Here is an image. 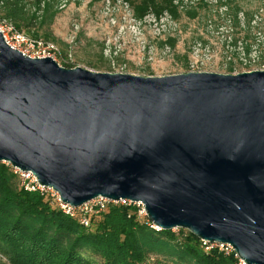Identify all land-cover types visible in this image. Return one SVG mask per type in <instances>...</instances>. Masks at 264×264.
Wrapping results in <instances>:
<instances>
[{"label":"water","instance_id":"water-1","mask_svg":"<svg viewBox=\"0 0 264 264\" xmlns=\"http://www.w3.org/2000/svg\"><path fill=\"white\" fill-rule=\"evenodd\" d=\"M0 162L64 204L140 202L156 229L264 264V69L96 72L24 55L0 31Z\"/></svg>","mask_w":264,"mask_h":264},{"label":"rangeland","instance_id":"rangeland-1","mask_svg":"<svg viewBox=\"0 0 264 264\" xmlns=\"http://www.w3.org/2000/svg\"><path fill=\"white\" fill-rule=\"evenodd\" d=\"M53 5L51 19H40L42 11H37L34 25L23 32L52 41L61 66L140 76L264 69V0H54ZM147 7L161 14L149 12L140 19ZM193 11L196 17L190 18ZM138 217L143 221L146 215L138 211ZM86 258L103 263L97 255ZM157 262L194 264L167 247L149 251L142 264ZM0 264H13L1 247Z\"/></svg>","mask_w":264,"mask_h":264},{"label":"trees","instance_id":"trees-1","mask_svg":"<svg viewBox=\"0 0 264 264\" xmlns=\"http://www.w3.org/2000/svg\"><path fill=\"white\" fill-rule=\"evenodd\" d=\"M53 2L0 0V19L23 32L34 25L37 11H42L40 19H51L55 14ZM29 6L34 7L33 13H29ZM166 11L174 14L169 8ZM149 12L156 17L161 14L147 7L138 17L142 19ZM189 17L195 18L196 12L189 13ZM169 44L174 47L175 41ZM63 66L74 67L66 63ZM87 219L85 226L80 223L79 213H64L47 192L24 189L11 165L0 162V247L13 264H90L87 253L101 257L102 264H142L149 251L160 253L163 247L194 264L236 263L234 253L226 254L219 248L205 250L201 240L187 230L178 228L176 234L173 229L153 228L147 217L139 219L138 208L132 203L110 204Z\"/></svg>","mask_w":264,"mask_h":264},{"label":"built area","instance_id":"built-area-1","mask_svg":"<svg viewBox=\"0 0 264 264\" xmlns=\"http://www.w3.org/2000/svg\"><path fill=\"white\" fill-rule=\"evenodd\" d=\"M2 23H0V31L4 37V40L13 48L20 51L22 54L27 55L32 58H42L49 56L50 58L55 59L58 48L57 46L50 40H43L41 38H36L27 35L26 33L17 30L12 23L5 19H1ZM13 168V167H12ZM14 172L19 175L20 185L24 187V189L29 191H40L47 192L53 201L57 204V206L66 214L75 215L79 213L80 223L87 226L88 219L87 217L91 214L98 213L100 211H104L108 209L110 204H120V205H129L130 203L135 204L138 208L139 212H144L143 205L140 202H133L127 199H120L118 201L109 200L103 198L101 196L95 197L78 207H73L68 204H64L60 201L58 194L52 190L51 188L42 186L38 183L35 176L30 171H20L17 168H13ZM154 227L153 225H150ZM205 250H210L212 248H219L224 251L226 254L234 253L233 248L228 244H221L215 242H207L201 241ZM235 264H246L244 261L239 259L236 254Z\"/></svg>","mask_w":264,"mask_h":264}]
</instances>
